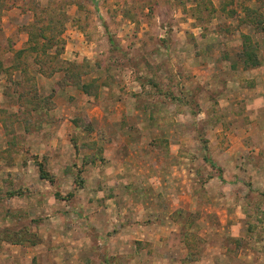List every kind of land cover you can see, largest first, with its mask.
I'll use <instances>...</instances> for the list:
<instances>
[{
    "label": "rangeland",
    "instance_id": "374dc122",
    "mask_svg": "<svg viewBox=\"0 0 264 264\" xmlns=\"http://www.w3.org/2000/svg\"><path fill=\"white\" fill-rule=\"evenodd\" d=\"M0 64V264H264V0H0Z\"/></svg>",
    "mask_w": 264,
    "mask_h": 264
},
{
    "label": "trees",
    "instance_id": "16d2710c",
    "mask_svg": "<svg viewBox=\"0 0 264 264\" xmlns=\"http://www.w3.org/2000/svg\"><path fill=\"white\" fill-rule=\"evenodd\" d=\"M42 35H43V32L41 31V33L40 34H34V33H31V31H29L28 32V41H27V43H28V48L27 49H22V50H19L18 52H16L17 54H22V53H24V52H32V53H38V51H39V49H38V47L36 48V42H37V40H38V38L39 37H42ZM40 39V38H39ZM31 45H33L32 47H31ZM30 47V48H29ZM247 63V62H246ZM82 88L83 89H85L84 88V86H82Z\"/></svg>",
    "mask_w": 264,
    "mask_h": 264
},
{
    "label": "crops",
    "instance_id": "0c3cea01",
    "mask_svg": "<svg viewBox=\"0 0 264 264\" xmlns=\"http://www.w3.org/2000/svg\"><path fill=\"white\" fill-rule=\"evenodd\" d=\"M27 36H28V33H27ZM27 41H28V39H27ZM27 41H26V42H27ZM27 44H28V43H27ZM0 67H2V64H0ZM134 238H135V237H134Z\"/></svg>",
    "mask_w": 264,
    "mask_h": 264
}]
</instances>
